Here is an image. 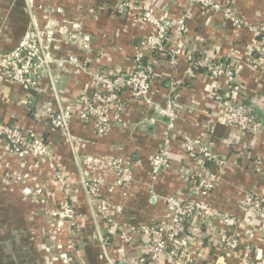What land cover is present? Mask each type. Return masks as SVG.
<instances>
[{
  "label": "crops",
  "instance_id": "obj_1",
  "mask_svg": "<svg viewBox=\"0 0 264 264\" xmlns=\"http://www.w3.org/2000/svg\"><path fill=\"white\" fill-rule=\"evenodd\" d=\"M215 1L216 9L185 0H0V121L46 148L44 155L14 153L0 140V264H177L172 247L150 259L146 236L134 229L169 219L166 198L188 200L204 174L214 185L203 198L211 211L185 225L186 264H264V64L255 31L264 27V0ZM145 4L167 25L163 51L146 44L155 28L139 18ZM228 6L239 24L223 14ZM181 15L186 28L178 32ZM28 29L41 34L50 55L37 86L11 81L3 60ZM137 52L152 68V102L163 106L171 96L174 104L169 165L156 174L151 159L167 125L150 103L122 88L102 107L105 133L94 120L76 117L79 98L94 90L93 74L131 73ZM196 58L231 65L232 83L207 74ZM229 89L256 115V133L217 120L214 93ZM61 106L72 115L63 133L50 124ZM184 137L197 139L209 158L189 156ZM109 158L119 168L109 169ZM248 196L262 199L260 211L242 209ZM229 216L234 226L224 224ZM118 228L132 236L130 242L119 239ZM222 235H231L236 246L225 247Z\"/></svg>",
  "mask_w": 264,
  "mask_h": 264
},
{
  "label": "built area",
  "instance_id": "obj_2",
  "mask_svg": "<svg viewBox=\"0 0 264 264\" xmlns=\"http://www.w3.org/2000/svg\"><path fill=\"white\" fill-rule=\"evenodd\" d=\"M185 1L189 5L197 4L215 9L218 7V3L215 0ZM130 3L128 2L127 5ZM142 8V11L138 14L139 18L152 24L155 28L148 35L146 44L153 51H163L164 41L168 33L167 25L152 13L148 4H145ZM223 14L234 24H239L240 18L237 17L236 9L233 6L224 7ZM185 28V17L181 15L177 20L176 31L183 32ZM255 31L258 41L257 54L264 64V27H256ZM142 58L143 54L137 52L136 60L138 67L128 74L116 73L108 75L99 72L94 73L92 77L94 90L91 91L90 95H83L79 98L81 108L76 117L94 120L93 126L95 129L99 133H105L108 130V123L106 122L105 111L102 107L107 102L110 103L117 100L122 88L127 89L132 98L150 103L166 119L167 125L166 131L164 132L163 144L151 159V169L156 174L159 170L165 169L169 165L167 147L169 144V134L173 128L175 112L173 98L171 96L165 100L163 106L152 102L149 96L152 68L150 64H143L141 62ZM3 60L6 65L7 76L11 81L22 85L37 86L40 83V78L48 71L50 55L48 53V46L42 40L41 34L36 29H28L23 34L18 45L4 55ZM194 64L200 68H204L205 72L214 78L223 77L229 84L233 81L234 68L231 65L221 62L208 64L199 58L194 59ZM250 66L253 67L255 65L251 63ZM232 94L231 89L223 94L214 93V98L218 103L217 120L226 126L237 128L240 131L252 134L256 133L260 127V122L256 115L246 104L234 99ZM71 119L72 115L69 110L61 106L51 115L50 124L55 130L63 133L67 129ZM31 137L21 129L0 121V140L5 142L10 151L14 153L31 151L37 155H44L46 148L42 141ZM184 140L185 150L189 156H194L196 152H201L206 158H209L210 152L205 146H199L200 143L197 139L184 137ZM104 164L112 170L119 168V165H117L118 161L111 158L106 159ZM62 178L61 174H56L58 181H62ZM122 178L123 180L129 178L126 169L123 170ZM213 186L211 176L204 174L198 181L197 191L193 193L194 196H191L188 200L181 201L174 196L166 198L165 202L169 210V219L160 220L155 224L142 225L134 229V234L146 236V254L150 259H157L166 255L168 249L172 247L173 250L171 252L173 251L177 254V264H186L189 254L186 249L187 238L185 235V225L188 219L194 215L210 213L211 209L203 198ZM96 191L97 188L95 185L88 187V192L91 195H94ZM241 207L248 214L258 212L262 209V199L248 196L241 202ZM99 211L104 216L108 212L102 202H100ZM223 220L227 226H234L236 223L235 219L230 216L224 217ZM118 230V237L121 241L125 243L131 241V235L126 234L120 228ZM220 240L225 247L236 246V240L231 235H222Z\"/></svg>",
  "mask_w": 264,
  "mask_h": 264
}]
</instances>
